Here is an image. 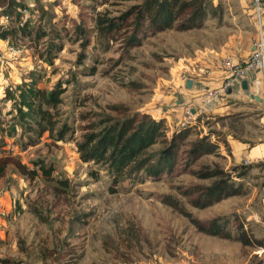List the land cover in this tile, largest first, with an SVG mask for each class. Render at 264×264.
<instances>
[{
  "label": "rangeland",
  "instance_id": "1",
  "mask_svg": "<svg viewBox=\"0 0 264 264\" xmlns=\"http://www.w3.org/2000/svg\"><path fill=\"white\" fill-rule=\"evenodd\" d=\"M7 1L0 0V6ZM15 1L24 5L15 10L20 21L43 23L48 34L35 48L23 45V40L14 44L0 39V157H16L29 169L42 160L46 169L51 167V177L44 178L38 170L36 177L28 178L9 166L0 179V264H264L263 248L198 232L186 217L160 201L170 194L203 221L227 220L232 236L241 223L250 238L264 239L263 151L262 158L245 166L220 142L216 154L197 160L192 169L218 164L249 190L200 209L180 194L211 181L184 172L187 144L171 174L153 178L140 170L122 176L116 185L106 165L82 161L76 146L85 124L106 115L121 117L113 105L180 121L187 105L177 94L180 73L206 69V55L221 61L229 48L237 55L248 51L256 32L251 0H211L219 4V20H207L201 29L147 34L132 48L125 47L127 28L103 39L96 23L99 17L121 15L141 0ZM40 8L47 14L42 15ZM0 24L11 21L2 17ZM78 25L87 39L77 33ZM57 33L60 36L54 39ZM50 40L60 49L51 51L49 62L45 58ZM31 79L36 88L49 90L61 84L64 92L61 102L50 109L53 131H44L36 144L26 146L32 132L20 127L18 102L7 97L9 92L18 101V87ZM64 123L69 130L58 139L57 129ZM198 129L202 134L214 131L212 140L227 139L229 145L232 140L249 146L264 143L261 75L248 90L235 87L225 95L219 110L209 109ZM242 171L245 174L238 177Z\"/></svg>",
  "mask_w": 264,
  "mask_h": 264
},
{
  "label": "trees",
  "instance_id": "2",
  "mask_svg": "<svg viewBox=\"0 0 264 264\" xmlns=\"http://www.w3.org/2000/svg\"><path fill=\"white\" fill-rule=\"evenodd\" d=\"M22 6H24L22 3L15 0H8L3 7L0 6L2 10L0 18L6 16L11 21L9 25L0 24V39H9L14 44L23 40V45L35 48L48 32L43 29V23L35 26L30 19L23 18L20 21L21 15L15 13V10ZM219 8V4L214 5L211 0H141L119 16L99 17L96 23L97 32L103 39H112V34H119L123 28H127L129 35L126 37L125 47L132 48L139 46L142 38L147 34L155 35L167 30L184 32L201 29L207 20L221 18ZM40 9L42 15L47 14L42 8ZM49 17L48 15L47 19ZM127 21L129 23L126 25ZM76 30L78 34L88 38L81 26L78 25ZM59 36L57 33L53 38ZM57 49H60L58 44L52 40L48 41L45 60L49 61L51 51ZM41 56L43 57L44 54L41 53ZM63 92L61 84L49 90L36 88L34 79L18 87V101L15 95L8 92L7 98H13L18 102L17 110L22 119L20 127H27L32 132L27 135L29 143L26 146L36 144V138L44 131H53L55 121L52 119L50 109L61 102L60 95ZM23 107L26 109L24 110ZM112 108L121 117L106 115L85 124L82 127L84 130L82 138L77 141L76 146L82 161L104 164L112 171L114 185L122 176L140 170L153 178L171 174L179 164L181 148L187 144L188 148L184 152V172L190 173L197 179L211 180L208 184H194L180 191L192 207L203 209L229 197L242 196L249 192L243 181H235L230 171L218 164L213 166L202 164L197 169L191 168L201 157L216 154L220 142L227 146V149L231 148L227 139L212 140L211 135L214 131L202 134V130L198 129L206 113L197 114L192 123L178 125L171 130L168 121L162 116L152 117L146 112H130V109L124 105H113ZM68 130L69 125L65 123L61 125L57 129V138L63 139ZM154 145H158L159 148L152 151ZM35 164L37 168L29 169L16 157L1 156L0 179L5 176L9 166L15 167L21 175L28 178L36 177L38 170L43 172L44 178L51 177V167L46 169L42 160L35 161ZM244 174L245 171H242L238 177ZM59 182L61 185L64 184L63 181ZM160 201L186 217L198 232L234 239L245 246L253 245L264 249V239L250 238L241 223H237V234L232 236L227 229L228 221L221 217L203 221L195 217L178 198L170 194L162 195Z\"/></svg>",
  "mask_w": 264,
  "mask_h": 264
},
{
  "label": "built area",
  "instance_id": "3",
  "mask_svg": "<svg viewBox=\"0 0 264 264\" xmlns=\"http://www.w3.org/2000/svg\"><path fill=\"white\" fill-rule=\"evenodd\" d=\"M252 9L255 14V35L251 39L252 49L248 55L242 60H238L232 55H224L222 57V65L224 70L228 74V78L222 85L213 88H207L201 101V110H207L227 95L226 90L228 87L241 88V80L248 78L255 73H259L264 80V0H251ZM7 19V17H4ZM197 109L194 110L191 107H186L184 111V123H191L196 117ZM262 145V151L264 156V143ZM256 160L249 158H243L242 164L248 166Z\"/></svg>",
  "mask_w": 264,
  "mask_h": 264
},
{
  "label": "crops",
  "instance_id": "4",
  "mask_svg": "<svg viewBox=\"0 0 264 264\" xmlns=\"http://www.w3.org/2000/svg\"><path fill=\"white\" fill-rule=\"evenodd\" d=\"M251 49H252V46L250 43L248 47V51L240 52L237 55L235 50H232L231 48H229L230 52L228 51L227 54L234 56L238 60H242L248 55ZM208 50L213 51L210 48H208ZM218 57H215L214 59L213 55H206L205 57L206 60L204 61L205 64L208 66V67H205L206 69H204L203 71H198V72L196 71L194 74L185 75L184 73H180L181 78L178 81H176V86L178 90L177 94H180L182 96V101L185 104H187L186 107H191L194 110L197 109L196 115L200 113H206L208 112L209 109L219 110V102L205 111L201 110L200 108L201 101H202V95L204 91L207 88H213V87H218L222 85L223 82L228 78V74L224 70V67L222 65V58L220 61ZM258 74L259 73H255L254 75L250 76L248 78V83L249 84L253 83L255 76H257ZM188 79H191L192 82L191 84H189V86H186L185 83ZM163 116L165 117L166 115H163ZM168 123L169 124L171 123L174 126H178L180 124L183 125L184 114L183 116H181L180 121H177V122L169 121ZM229 142L231 146V154H232L233 159L235 160L237 159L242 160L243 158H249L252 160H256V159L262 158L261 144H258L256 146H249L247 142H237L235 140H232Z\"/></svg>",
  "mask_w": 264,
  "mask_h": 264
},
{
  "label": "water",
  "instance_id": "5",
  "mask_svg": "<svg viewBox=\"0 0 264 264\" xmlns=\"http://www.w3.org/2000/svg\"><path fill=\"white\" fill-rule=\"evenodd\" d=\"M191 82H192V80L191 79H188L187 81H186V86H189V84H191ZM241 88L243 89V90H248V88H249V83H248V81L246 80V79H243V80H241ZM232 92V87H228L227 88V90H226V93L228 94V93H231ZM252 97H255L256 99H257V97L256 96H254L253 94L251 95Z\"/></svg>",
  "mask_w": 264,
  "mask_h": 264
}]
</instances>
